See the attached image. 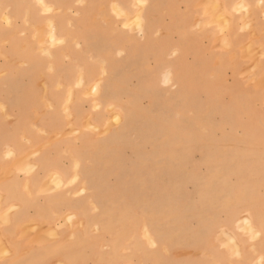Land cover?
<instances>
[{"label":"rangeland","instance_id":"374dc122","mask_svg":"<svg viewBox=\"0 0 264 264\" xmlns=\"http://www.w3.org/2000/svg\"><path fill=\"white\" fill-rule=\"evenodd\" d=\"M210 1L0 0V264H264V52ZM46 153L84 201L20 223Z\"/></svg>","mask_w":264,"mask_h":264},{"label":"crops","instance_id":"0c3cea01","mask_svg":"<svg viewBox=\"0 0 264 264\" xmlns=\"http://www.w3.org/2000/svg\"><path fill=\"white\" fill-rule=\"evenodd\" d=\"M237 1L238 0H225V7L231 10L235 2ZM242 1L246 3L245 5H248L247 6L248 10L249 8L251 10H249L248 14H246L245 11H243L241 15L233 16V27L235 31L232 33L233 35L232 38L234 40L233 44L234 42L238 43V41L240 40L242 41L243 45H246L251 40H254L255 44L257 45V48H260L258 50L264 52V0L262 1L242 0ZM248 22H250V25ZM241 26L243 27L242 31H240L238 35H235V33L238 31V29ZM251 26L252 28L253 27L254 28L251 29ZM261 61L262 64L264 65V56L261 58ZM49 156L51 155L49 153H46L38 158L37 160L38 168L33 172L36 174L32 173L25 177H20L19 175L14 176L16 179H18L21 182V186H17V187L19 188V193L22 194L23 199L20 197L17 198L12 197V199L8 201V203L13 202L21 206V208L19 209V211H21V213H19L20 223L25 224L32 220H35L45 225H51V226L54 224L56 225L59 215L60 216L63 215V213H65L69 209H73L76 206L75 204H80L84 201V200L76 201V199L72 198L69 195L67 189H60V190L54 188L44 189L43 184H45V182L48 181L47 174L50 173L51 171L59 170L60 172L63 173L65 180H67L69 179L70 175L73 173L74 170L73 169L74 167L72 165L73 164L72 160L69 165H64V164H60V162H55V160H51ZM41 157L47 158V161L49 163L48 166L44 168L41 167L39 163ZM29 177H30L29 186L31 189V193L33 195H30L27 188L23 186V182H25ZM45 231L47 230L45 229ZM45 231L43 235L45 234ZM61 231L64 235H68L69 233V229L67 227L61 228ZM35 234H39V233L38 232L33 233L28 231V236L24 240H22L23 247H27L30 244V239ZM46 239L50 240L48 237Z\"/></svg>","mask_w":264,"mask_h":264},{"label":"bare ground","instance_id":"6f19581e","mask_svg":"<svg viewBox=\"0 0 264 264\" xmlns=\"http://www.w3.org/2000/svg\"><path fill=\"white\" fill-rule=\"evenodd\" d=\"M207 1H208V0H207ZM209 1H210V0H209ZM215 1H216V0H213V2H212V1H210V2L213 3V4H218V5H219V1H220V0H219V1L217 0L216 2H215ZM255 1H257V0H255ZM243 2H244V1H243ZM243 2H242V3H243ZM260 2H261V1H260ZM202 3H203V2H202ZM211 3H210V4H211ZM258 3H259V2H258ZM41 4H42V3H41ZM200 4H201V3H200ZM208 4H209V3H208ZM244 4H246V3H244ZM218 5H217V6H218ZM221 5H222V4H221ZM43 6H45V5H43ZM118 6H119V5H118ZM118 6H115V8L118 7ZM206 6H207V5H206ZM208 6H212V5H208ZM214 6L216 7V5H214ZM222 6H223V5H222ZM222 6L220 7V5H219L218 8H220L219 10L221 11L222 14H225V15H226V10H223V11H222ZM247 6H248V5H247ZM215 7H214V9L217 10V7H216V8H215ZM249 7H250V6H249ZM48 8H49V6H48ZM50 8H51V7H50ZM52 8H54V7H52ZM210 8H211V7H210ZM118 9H120L119 11H121V12H125L124 9H121V7H119ZM207 9H208V8H207ZM262 9H263V8H262ZM208 10H209V9H208ZM249 10H251V9L249 8ZM212 11L214 12V10H212ZM232 11H233V10H232ZM210 12H211V11H210ZM215 12H217V11H215ZM247 12H248V11H247ZM125 13H126V12H125ZM248 13H249V12H248ZM213 14H214V13H213ZM202 15H203V14H202ZM217 15H218V14H217ZM217 15H216V16H217ZM138 16H139V17H142L141 12H140V15H138ZM205 16H206V15H205ZM198 17H199V16H198ZM246 17H247V16H246ZM205 19H206V18H205ZM228 19H229V18H228ZM137 20H138V19H137ZM137 20H136V21H137ZM238 20H239V18H238ZM222 21H223V20H222ZM137 22H138V21H137ZM141 22H142V21H141ZM199 22H200V21H199ZM237 22H238V21H237ZM227 23L229 24L228 26L230 27V24H231V23H229V22H227ZM208 24H209V23H208ZM245 24H246V23H245ZM247 24H248V23H247ZM40 25H41V24H40ZM50 25H51V24H50ZM139 25H142V24L140 23ZM223 25H224V24H223ZM226 25H227V24H226ZM249 25H250V23H249ZM53 26H54V25H53ZM51 27H52V25H51ZM44 28H45V27H44ZM226 28H227V26H226ZM253 28H254V27H253ZM253 28H252V26H251V29H253ZM38 29H39V28H38ZM223 29H225V28H223ZM223 29H222V30H223ZM254 30H255V29H254ZM37 31H38V30H37ZM226 31H227V30H226ZM41 32H42V31H41ZM50 32H52V31H50ZM250 32H251V31H250ZM43 33H44V32H43ZM257 33H258V32H257ZM257 33H256V34H257ZM49 34H50V33H49ZM220 35H221V34H220ZM249 35H250V34H249ZM51 36H52V33H51ZM53 36H54V34H53ZM224 36H225V35H224ZM43 37H44V36H43ZM47 38H48V37H47ZM222 38H223V37H222ZM227 38H228V37H227ZM223 39H224V38H223ZM228 39H229V38H228ZM228 39L225 38L226 43H227L228 41H231V40H228ZM42 40H43V39H42ZM260 40H261V39H260ZM223 41H224V40H223ZM44 43H45V42H44ZM44 43H43V44H44ZM223 43H224V42H223ZM230 43H232V42H230ZM236 43H237V42H236ZM39 45H40V44H38V46H39ZM236 45H237V44H236ZM242 45H243V44H242ZM253 45H255V44L253 43ZM45 46H46V45H45ZM228 46H229V45H228ZM251 46H252V45H251ZM252 47H253V46H252ZM249 48H250V46H249ZM262 48H263V47H262ZM258 49H260V48H258ZM44 50H45V49H44ZM256 50H257V49H256ZM42 51H43V50H42ZM45 51H46V50H45ZM258 51H259V50H258ZM258 51H257V52H254V54H255V53L258 54ZM249 53H250V54H249ZM252 53H253V51L251 52V50H249V51L247 52L248 56L251 55ZM258 55H260V54H258ZM258 55H256V56H258ZM252 57H253V56H252ZM254 61H255V60H254ZM254 63H255V62H254ZM260 64H261V63H260ZM255 65H257V64H255ZM255 65H254V66H255ZM255 67H256V66H255ZM248 68H249V67H248ZM252 69H253V68H252ZM256 69H257V68H256ZM79 71H80V70H79ZM255 72H256V71H255ZM79 73H80V72H79ZM252 73H253V72H252ZM166 76H167V75H166ZM168 79H169V78H168ZM263 81H264V80L262 79V82H263ZM257 83H258V82H256V84H257ZM262 85H264V83H263ZM70 96H71V95H70ZM67 108H68V107H66V109H67ZM70 116H71V115H70ZM70 116H69V117H70ZM81 126H82V125H81ZM171 135H172V134H171ZM166 136H167V135H166ZM167 137H168V136H167ZM21 138H22V137H21ZM53 138H54V137H53ZM163 138H164V137H163ZM149 139H150V138H149ZM51 141H52V140H51ZM17 142H18V141H17ZM18 143H19V142H18ZM48 144H49V143H48ZM10 149H11V148H10ZM39 151H40V150H39ZM10 152H11V151H10ZM171 152H172V155H175V156L181 157L183 151H181L179 148H173V149H171ZM8 153H9V152H8ZM23 153H24V152H23ZM36 153H37V152H36ZM33 155H34V154H33ZM31 156H32V154H31ZM31 156H30V157H31ZM175 156H174V157H175ZM28 157H29V156H28ZM107 157H108V156H107ZM13 158H14V157H13ZM102 158H103V157H102ZM170 158H172V157H170ZM15 159L17 160L16 157H15ZM27 159H28V158H27ZM179 159H180V158H179ZM24 160L26 161V159H24ZM104 160H105V158H104ZM107 160H108V159H107ZM19 161H20V160H19ZM29 161H30V160H29ZM72 161H73V160H72ZM74 161H75V160H74ZM78 161H79V160H78ZM145 161H146V160H145ZM9 163H10V162H9ZM20 163H21V162H20ZM41 163H42V162H41ZM43 163H46V162H43ZM73 163H74V162H73ZM2 164H5V163H2ZM17 164H18V163H17ZM27 164H28V163H27ZM47 164H49V163H47ZM229 164H230V163H229ZM23 165H24V164H23ZM28 165H29V164H28ZM31 165H32V164H31ZM40 165H41V164H40ZM81 165H82V163H81ZM17 166H18V165H17ZM32 166H34V165H32ZM46 166H47V165H46ZM161 166H163V165H161ZM167 166H168V165H167ZM15 167H16V166H15ZM15 167H14V168H15ZM35 167H36V166H35ZM41 167H42V165H41ZM73 167H74V166H73ZM163 167H165V166H163ZM168 167H169V166H168ZM175 167H176V166H175ZM2 168H3V167H2ZM9 168H10V167H9ZM27 168H28V167H27ZM29 168H30V167H29ZM79 168H80V167H79ZM158 168H159V167H158ZM11 169H12V168H11ZM31 169H32V168H31ZM1 170H2V169H1ZM27 170H28V169H27ZM76 170H77V168H76ZM82 170H83V169H82ZM56 171H57V170H56ZM151 171H154V169L151 170ZM216 171H217V170H216ZM28 172L31 173V171H28ZM37 172H38V171H37ZM177 172H178V171H177ZM177 172H176V173H177ZM58 173H59V172H58ZM60 173H61V172H60ZM153 173H154V172H153ZM178 173H179V172H178ZM211 173H212V172H211ZM215 173H216V172H215ZM215 173H212L213 175L211 174L212 176L210 177L211 179H210L209 182L207 183V186L210 185L209 183H212V182H213V179H214L215 177H216V178H220V175L217 174V173L215 174ZM3 174H4V172H3ZM173 174H174V173H173ZM62 175H63V174H62ZM75 175H76V174H75ZM222 175H223V174H222ZM57 176H58V175H57ZM58 177H59V176H58ZM164 177H165V176H164ZM162 178H163V177H162ZM61 179H62V178H61ZM73 179H74V178H73ZM15 180H16V179H15ZM15 180H13V181H15ZM16 181H17V180H16ZM53 181H54V180H53ZM53 181H51L50 184H52ZM163 181H164V180H163ZM8 182H11V181H8ZM59 182H63V180H62V181L58 180L57 182H54V185H55L56 183H58V184L56 185L57 188L61 186V185H59ZM5 183H6V182H5ZM166 183H169V184H170V182H166ZM31 184H32V183H31ZM42 184H43V183H42ZM212 184H213V183H212ZM2 185H3V184H2ZM9 185H10V184H9ZM58 185H59V186H58ZM173 185H174V184H173ZM51 186H52V185H51ZM205 186H206V185H205ZM8 187H9V186H7V189H8ZM47 187H48V185H47L46 187H44V189L47 188ZM49 187H50V185H49ZM177 187H178V186H177ZM0 188H1V186H0ZM178 189H179V188H178ZM35 190H36V189H35ZM206 190H207V189H205V188L203 187V190H202V196H203L205 193H207ZM30 192H31V190H30ZM154 192H157V191H154ZM174 192H175V191H174ZM232 192H233V191H232ZM107 193H109V192H107ZM157 193H159V192H157ZM233 193H234V192H233ZM172 195H174L173 192H172ZM5 196H6V195H5ZM5 196H4V197H5ZM233 196L235 197L234 194H233ZM161 198H162V197H161ZM3 199H4V198H3ZM212 199H214V198H212ZM4 200H5V199H4ZM4 200H3V201H4ZM85 200H86V199H85ZM142 201H143V200H142ZM144 201H145V200H144ZM172 201H173V199H172ZM172 201L169 200V202H168L169 205H170V203L173 205V204L175 203L176 200H174L173 202H172ZM85 202H86V201H85ZM117 202H118V201H117ZM228 203H229V201H228ZM3 204H4V203H3ZM167 205H168V204H167ZM116 206H117V205H116ZM147 206H149V205H147ZM14 207H15V206H14ZM81 207H82V206H81ZM15 208H16V207H15ZM33 208H34V207H33ZM120 208H121V207H120ZM2 209H3V208H2ZM12 209H13V208H12ZM12 209H11V210H12ZM85 210H86V209H85ZM115 210H116V209H115ZM0 211H1V210H0ZM2 211H3V210H2ZM41 211H42V210H41ZM8 213H10V212H7V215H8ZM148 213H149V210H148ZM258 213H259V212H258ZM68 214H69V213H68ZM4 215H5V217L7 216L6 214H4ZM159 215H160V214H159ZM259 215H260V213H259ZM10 216H11V215H10ZM76 216H77V215H76ZM136 216H137V215H136ZM255 216H258V215L256 214ZM7 217H9V216H7ZM71 218H72V217H71ZM71 218L69 219L70 221H71ZM112 218H113V217H112ZM173 218H174V217H173ZM259 218H260V216H259ZM6 219H7V218H6ZM6 219L4 218V219H2V220L5 221ZM9 219H11V218H9ZM73 219H74V218H73ZM76 219H77V218H76ZM254 219H255V218H254ZM256 219H257V218H256ZM259 220H260V219H259ZM7 221H9V220H7ZM70 221H69V222H70ZM110 221H111V220H110ZM257 221H258V220H255V222H254L253 219H246V224H247L248 229H249L250 231H254V232L261 231L262 228H260V230H258L259 228L257 229V227H256V222H257ZM37 222H38V221H37ZM75 222H77V221H75ZM80 222H81V221H80ZM258 222H259V221H258ZM258 222H257V223H258ZM31 223H32V222H31ZM70 223H71V222H70ZM81 223H82V222H81ZM47 224H48V223H47ZM154 224H156V223H154ZM3 225H4V224H3ZM1 226H2V225H1ZM4 226H5V225H4ZM38 226H39V225H38ZM38 226H35V228L38 227ZM80 226H81V225H80ZM171 226H172V227H171V230L173 231V230H174L173 228L175 227V225L172 223ZM259 226H260V225H259ZM25 228H26V227H25ZM32 228H34V227H32ZM151 228H152V227H151ZM27 229H29V228L27 227ZM22 230H23V229H22ZM42 230H43V228H42ZM49 230H50V229H49ZM145 230H146V229H145ZM158 230H159V229H158ZM158 230H157V232H158ZM55 231H56V229H55ZM174 231H175V230H174ZM33 232H34V231H33ZM42 232H43V231H42ZM52 232H53V234L55 233L54 230H53V231H50V233H52ZM148 232H149V231H148ZM151 232H152V231H151ZM157 232H156V233H157ZM175 232H176V231H175ZM175 232H174V233H175ZM34 233H35V232H34ZM43 233H44V232H43ZM43 233H41V235H43ZM145 233H146V232H145ZM176 233H177V232H176ZM148 234H149L150 239H151L152 241H155L156 235H153L152 233H148ZM27 235H28V234H27ZM41 235H40V236H41ZM44 235H45V234H44ZM18 236H19V235H18ZM57 236H58V235H56V237H57ZM154 236H155V237H154ZM147 237H148V236H147ZM243 237H244V236H243ZM9 238H10V237H9ZM37 238H38V237H37ZM245 238H246V237H245ZM0 239H1V237H0ZM35 239H36V238H35ZM225 239H226V240H230V238H229L228 236H227V238H225ZM234 239H235V237H234ZM9 240H10V239H9ZM235 240H236V239H235ZM235 240H234V242H235ZM3 241H4V240L2 239V240L0 241V243H2ZM236 241H237V240H236ZM18 242H19V241H18ZM234 242H232V245H235V248H236L237 246L239 247V245H237L238 243L235 242L236 244H233ZM7 243H8V241H7ZM16 243H17V242H16ZM147 243H148V242H147ZM232 245H231V246H232ZM236 245H237V246H236ZM3 246H4V244H2V247H3ZM6 246H7V245H5V247H6ZM10 247H11V246H10ZM94 247H95V246H94ZM238 247H237V248H238ZM164 249H165V248H164ZM0 250L2 251V249H0ZM6 250H7V248H6ZM11 250H13V249H11ZM25 250H26V249H25ZM233 250H234V249H233ZM1 251H0V252H1ZM7 251H8V250H7ZM234 251H235V250H234ZM236 251H237V250H236ZM9 252H10V250L8 251V253H9ZM24 252H25V251H24ZM10 254H11V253H10ZM236 254L238 255L237 252H236ZM76 260H77V259H76ZM76 260H75V261H76ZM78 260H79V258H78ZM78 260H77V261H78ZM70 261H72V260H70ZM73 262H74V261H73ZM66 263H67V262H66ZM149 263H150V262H149ZM82 264H83V263H82Z\"/></svg>","mask_w":264,"mask_h":264}]
</instances>
